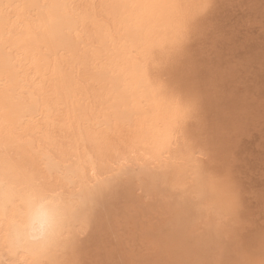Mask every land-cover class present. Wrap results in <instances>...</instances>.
Returning a JSON list of instances; mask_svg holds the SVG:
<instances>
[{
	"label": "rangeland",
	"instance_id": "rangeland-1",
	"mask_svg": "<svg viewBox=\"0 0 264 264\" xmlns=\"http://www.w3.org/2000/svg\"><path fill=\"white\" fill-rule=\"evenodd\" d=\"M60 4L72 26L61 24L60 38L48 35L35 57L18 55L20 84L42 100L41 113L23 130L0 121V146L45 181L58 176L46 159L58 160L73 142L118 169L100 171L89 201L71 209L64 239L38 260L264 264V0H183L175 20L168 5L149 49L133 23L102 28L106 16L91 1ZM3 14L10 31L24 22L40 32L18 0ZM74 105L94 117L89 125L106 122H74L68 133L62 122ZM144 116L153 127L140 137L133 129ZM161 135L168 151L151 158L146 148Z\"/></svg>",
	"mask_w": 264,
	"mask_h": 264
},
{
	"label": "bare ground",
	"instance_id": "bare-ground-1",
	"mask_svg": "<svg viewBox=\"0 0 264 264\" xmlns=\"http://www.w3.org/2000/svg\"><path fill=\"white\" fill-rule=\"evenodd\" d=\"M9 1L10 0H0V121L4 124L23 130L26 121H29L31 124L37 122L38 116L41 113L40 105L42 104V100L35 97L31 88L28 86H21L20 83L22 82V79L19 75L20 60L18 55H20L21 58H29L30 56L35 57L36 54L39 53V46L43 44L44 41L46 42L48 35L52 37V40H58V37L60 38L61 36V24L66 28H70L74 20L68 16L62 15V5L60 4V0H47L45 5H40V0H18L20 10L26 17L30 16L28 12H33L37 17L35 23L40 32L37 34H30V27L29 25H25L24 22L22 24L23 28L21 26L19 31H10L5 27L3 14L4 6L6 7ZM89 1H91L93 6H96L95 11L104 13L106 16V19L104 18L105 21L101 23L102 28L106 29L107 27H110V24L127 25L128 23H133L139 26L144 32V36L148 40V49L150 43L158 34L157 27L161 23L162 11L168 5L172 4L174 15L171 17L175 20V18L179 17L181 13L177 12L174 7L178 6V8H182L183 5V0H172L171 2L169 0ZM78 10L81 11L79 8ZM86 15L83 17L88 18L90 21L94 20V14L92 12L91 14ZM160 45L165 47L164 43H160ZM56 49V44H53L52 50L55 51ZM34 73L35 75H40V67L37 66ZM152 73L150 74L152 75ZM63 75L64 74L61 73V77H63ZM67 77L68 74L66 78ZM60 84L62 85L61 82L59 85ZM61 85L60 89L63 87L66 89L65 86L70 88V85L66 84L65 86L63 85V87ZM60 89L58 90L60 91ZM66 90H68L69 93L67 97L70 98V91L72 90L71 88L70 90L68 88ZM61 91L63 93L62 89ZM61 95L62 94L60 92V96ZM65 95H67L66 92L64 93V97ZM75 105L73 106V113L71 111L68 113V123H66L65 120L62 122L63 125L68 127V133L73 131L74 122L77 124L80 121H83L84 125L89 128H97L99 127V124L106 122V120L102 121L96 118L94 119L96 122H91L89 125V121L94 117H88L83 109L79 110L75 107ZM152 122L151 118L144 116L143 121L136 124L133 132L138 133L140 137L141 134L144 133L145 137V133L153 127V125H151L153 124ZM92 123L94 124L93 126ZM83 130L84 132H78V134L83 139H86L85 132L89 130L86 128ZM153 136L154 139L155 136L157 137V135ZM44 143L47 146L52 145L54 144V140L50 136H45ZM33 144L32 140L26 141V145L32 146ZM150 144L151 145H148L146 148V154H148L151 158H158L165 151H168L167 147H169V143L167 145L166 137L164 138L163 135L160 137L158 136V139L153 140ZM80 145L81 146L77 145L75 142L71 143L70 150L62 151L63 154H61L58 160L46 159L45 167L48 172L52 173L50 169L53 166V161L58 162L64 168L62 176L58 175L56 179H49V181H45L43 177L40 174L35 173L32 168L22 164L19 159H14L15 157L9 155L11 153V149L6 144L0 146V177L4 179L7 185L9 199L15 200L17 204H19L26 200L35 188L39 186H46L48 188H54L59 194H61L70 209L74 206L76 209V205L82 203L86 196L88 200L89 196L87 194L90 191L89 189L96 186L93 182L100 176V171L105 172L108 169L116 170L118 168L115 167L112 162L104 165L100 161V158L96 155L97 151L93 147L83 145L81 142ZM142 145H144V143ZM9 157H11V160ZM91 183L92 185H90ZM74 215L76 216V214ZM41 255L42 254H36L32 258L38 259ZM3 258L13 261L31 259L28 257L16 256L8 252H5Z\"/></svg>",
	"mask_w": 264,
	"mask_h": 264
},
{
	"label": "clouds",
	"instance_id": "clouds-1",
	"mask_svg": "<svg viewBox=\"0 0 264 264\" xmlns=\"http://www.w3.org/2000/svg\"><path fill=\"white\" fill-rule=\"evenodd\" d=\"M50 171L62 176L63 166L53 161ZM71 209L54 188L39 186L23 202L8 197L0 177V264H46L34 257L50 254L69 228ZM5 252L31 258L23 261L4 259Z\"/></svg>",
	"mask_w": 264,
	"mask_h": 264
}]
</instances>
